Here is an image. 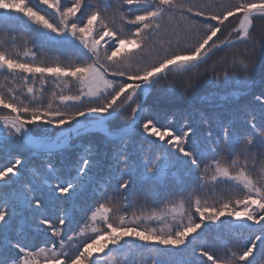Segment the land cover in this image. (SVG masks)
<instances>
[{"label":"snow or ice","instance_id":"snow-or-ice-1","mask_svg":"<svg viewBox=\"0 0 264 264\" xmlns=\"http://www.w3.org/2000/svg\"><path fill=\"white\" fill-rule=\"evenodd\" d=\"M258 20L264 0H0V264H258L264 91L227 114L184 113L182 128L168 103L239 45L250 53L213 78L247 92ZM44 45L73 55L38 56Z\"/></svg>","mask_w":264,"mask_h":264},{"label":"trees","instance_id":"trees-1","mask_svg":"<svg viewBox=\"0 0 264 264\" xmlns=\"http://www.w3.org/2000/svg\"><path fill=\"white\" fill-rule=\"evenodd\" d=\"M206 2H211V0H206ZM219 2L224 3L226 0H219ZM231 27V25H229ZM225 29V35L227 34ZM14 31L18 35H23L22 26L20 24L14 25ZM256 35H264V20H258L256 22ZM160 42H164V38H160ZM21 47L23 46V40L19 41ZM31 47V45H29ZM250 53L249 46L239 45L235 49H224L222 51L216 52L211 58L207 61L205 65L199 69L201 78L197 82L195 89L190 92L188 95H181L180 91H177L175 97H172L168 100L177 115L175 117L176 127L182 128L184 126V117L182 114L191 113L193 120H197L201 112L205 113H214V112H223L227 114L234 107L237 99L242 102H250L255 104L254 99L255 95H258L261 91H264V56H259L257 58L256 68L251 73L252 84L249 86L247 92L243 93L241 96L235 95L237 91L244 89V85L233 80L229 84H224L219 80L213 78V68L215 67L216 72L223 73L225 69H230V65L233 63V57H244ZM53 56L61 55V59H66L68 56L73 55L71 50L65 51L64 53H58L55 51H50L49 46L44 45L38 49V56ZM49 92L52 90V84L48 85ZM73 93L76 89L72 88ZM159 94L156 96L149 97L147 100L148 105H154L158 103ZM161 123H166V121H161ZM137 142L143 143L145 149L153 147L149 144L148 139L141 135L139 130L135 132ZM195 139V138H193ZM158 150V149H157ZM26 159V168H30L34 163H37L31 159L27 153H25ZM164 196V191L161 190L158 197V203L160 206L163 205V200L160 199ZM93 202L88 200L87 202L81 204L77 203L76 205V221L73 224L69 225L71 229L77 228V222L83 221L86 219L88 212L87 209L92 206ZM83 208V210H81ZM47 237L43 235H33L29 238V243L35 247L43 246V242ZM188 259L186 255L180 253H170L166 256L161 257L160 259L164 264H179L181 259ZM262 258L259 254L257 255V262L260 264Z\"/></svg>","mask_w":264,"mask_h":264}]
</instances>
